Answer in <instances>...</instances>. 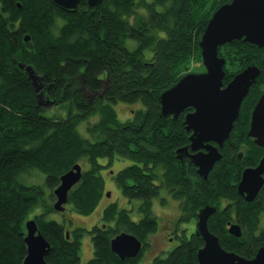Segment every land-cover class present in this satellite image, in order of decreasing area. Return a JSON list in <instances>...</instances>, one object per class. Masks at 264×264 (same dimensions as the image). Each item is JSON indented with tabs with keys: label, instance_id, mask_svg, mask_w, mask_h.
<instances>
[{
	"label": "trees",
	"instance_id": "obj_1",
	"mask_svg": "<svg viewBox=\"0 0 264 264\" xmlns=\"http://www.w3.org/2000/svg\"><path fill=\"white\" fill-rule=\"evenodd\" d=\"M230 1L103 0L90 7L81 0L71 12L52 0H0V264H22L27 255L25 223L39 206L44 211L33 218L51 244L48 263L79 264L82 240L89 233L94 251L85 264H140L159 225L152 201L162 189L180 202L179 223L196 218L207 205L216 207L208 227L224 249L252 258L264 246V185L253 202L236 205L239 238L228 231L234 208L227 203L237 199L234 184L241 171L264 154L247 135L251 109L264 89V46L240 39L219 47L226 59L225 84L249 65L261 72L220 148L222 159L207 179L176 157V150L190 143L184 119L193 108L175 120L160 115V93L202 59L199 42L207 24ZM129 40L136 46L129 47ZM146 50L153 52L150 58ZM28 65L39 76L37 85ZM47 100L69 106L66 117L47 116ZM119 101H141L144 108L121 121L114 108ZM96 114L98 121L88 127L92 141L81 135L78 125ZM115 157L132 162L114 179L127 199L140 201V219L133 218L134 208H121L117 202L106 205L102 223L91 229L69 230L68 220L48 217L55 212L52 201L61 176L83 158L89 167L69 192L68 204L72 212L91 214L105 193L102 171ZM101 158L108 163H100ZM32 168L45 174L48 195L42 185L22 182L21 175ZM123 231L143 242L136 258L121 259L111 250L112 238ZM203 241L195 233L183 237L168 255H157L149 264H198Z\"/></svg>",
	"mask_w": 264,
	"mask_h": 264
},
{
	"label": "water",
	"instance_id": "obj_2",
	"mask_svg": "<svg viewBox=\"0 0 264 264\" xmlns=\"http://www.w3.org/2000/svg\"><path fill=\"white\" fill-rule=\"evenodd\" d=\"M103 0H87L90 7H97ZM59 8L77 11L81 0H52ZM264 46V0H231L219 7L211 19L199 42L204 71L184 74L175 84L159 95L160 115L172 116L175 120L187 108H193L185 115L184 124L190 135V145L177 149V157L198 167V173L207 179L210 171L222 157L219 150L230 137L240 109L250 89L256 84L260 68L249 65L234 78L224 83L226 59L219 55V47L233 40ZM25 40H30L26 35ZM34 85L38 75L28 65ZM40 90L41 87H36ZM39 103H42L39 101ZM47 100L44 104L51 105ZM248 136L255 143L264 146V93L259 97L253 112ZM193 152H191V151ZM83 168L75 164L60 178L54 189L55 210L64 212L69 201V192L79 183ZM264 185V156L255 167L246 168L238 184L240 193L252 201ZM110 196V193H108ZM216 212V207L207 205L200 209L197 221V234L203 237L204 245L198 251V264H264V246L260 247L252 259L224 249L219 237L208 228V220ZM25 243L27 255L22 264H50L46 256L51 249L50 242L39 230L34 218L25 223ZM229 232L241 236V227L231 224ZM69 234L67 233V236ZM143 248V242L136 235L121 232L111 240V250L121 259L136 258Z\"/></svg>",
	"mask_w": 264,
	"mask_h": 264
},
{
	"label": "rangeland",
	"instance_id": "obj_3",
	"mask_svg": "<svg viewBox=\"0 0 264 264\" xmlns=\"http://www.w3.org/2000/svg\"><path fill=\"white\" fill-rule=\"evenodd\" d=\"M135 46H136V42L134 40H129V47L133 48ZM152 54L153 52L151 50L145 51V55L147 58H150ZM194 66L195 67L192 69L191 72H200V71H204L205 69V66L202 63V59H198L195 62ZM68 107L69 106L46 105L45 114L47 116H52L58 119L63 118V117H66L68 113ZM114 108L118 114L119 119L121 121H126L133 116L134 111L140 108H144V105L142 104L141 101L136 102V103H125V102L119 101L114 104ZM98 119H99V114H96V115L90 116L87 120L82 121L78 125V130L81 133V135L89 140L94 141L95 138L89 131L88 127L90 124L97 122ZM99 161L102 164H107L109 160L107 158H101ZM80 163L82 165L83 170L89 167V163L86 158H83ZM131 163L132 162L128 159L115 157L113 163L109 167H106L105 169H103L102 175L105 180V193H104L102 200L99 202L98 206L91 214L80 215L78 213L72 212L71 205L68 203L65 204L66 210L68 212L66 217L68 220L67 227L69 230H71L72 228L79 227V226L85 227L87 229H91L93 225L101 224L104 208L110 202H117L121 208H127V209L134 208L135 211L132 213L133 218L135 220L140 219V215L136 211V209L138 208L140 204V201L139 200L130 201L129 199H127L122 194L121 190L119 189L117 185L116 180L114 179V176L118 173L119 170L130 165ZM21 177H22V182H24L25 184L42 185L45 189L46 195L49 194L50 189L45 186V174L43 172L39 171L38 169L32 168V169H29L28 172H24L21 175ZM108 193H110V196H108ZM168 195L170 194L167 192V190L162 189L160 191V194L153 198V201H152L153 210L156 216L158 217V223H159L158 231L149 236V239L147 240L149 246L145 250L140 264H149L156 255L166 256L167 252H160L161 249H169L175 246L176 244H179V240H178L174 245H170V242L167 240L166 237H164V234H166L165 230L160 231L161 227L166 225V222H168V224L170 223L171 228L173 229H174V225H176L175 217L178 214V211H177V214L175 215L176 207L173 206V207L167 208L166 206L169 205L170 202H175L176 204L177 202L171 199L169 202L164 203L163 199L168 200ZM53 203H55V200L52 201V204ZM164 208L166 211L164 210ZM177 210H178V205H177ZM43 211L44 209L42 206L35 208L29 214V219L33 218L35 214H40ZM48 217L52 219H56L58 221H64L61 216V212L57 210H55V212L50 213ZM70 220H72V223L70 222ZM261 225L264 226V222H261ZM179 228L181 230H186L187 225L181 224ZM191 233L192 231L188 233V236H190ZM82 241H83V244H82V250H81V260L79 264H85L90 258H92L93 251H94L92 238L89 233L85 234Z\"/></svg>",
	"mask_w": 264,
	"mask_h": 264
},
{
	"label": "flooded vegetation",
	"instance_id": "obj_4",
	"mask_svg": "<svg viewBox=\"0 0 264 264\" xmlns=\"http://www.w3.org/2000/svg\"><path fill=\"white\" fill-rule=\"evenodd\" d=\"M264 93V89H263V91L261 92V94L259 95V97L262 95ZM249 94V93H248ZM259 97L257 98V100L255 101V103H254V105H253V108L251 109V114H250V123H251V118H252V112H253V109H254V107H255V105H256V103H257V101H258V99H259ZM245 99H246V97H245ZM244 99V100H245ZM244 102V101H243ZM242 105H243V103H242ZM190 135H191V133H190ZM248 137H250V136H248ZM252 139H253V142L255 143V138H253V137H251ZM189 139H190V136H189ZM190 142H191V140H190ZM257 146H259L260 148H262L263 149V151H264V146H260V145H258L257 143H255ZM189 145H190V143H189ZM189 145H187V146H189ZM223 146H224V144H223ZM222 146V147H223ZM182 147H184V146H182ZM221 148V147H220ZM220 148H219V150H220ZM177 151V150H176ZM191 151V150H190ZM191 152H193V151H191ZM221 152V151H220ZM222 154V153H221ZM243 152H241V151H239L238 152V158L239 159H242L243 158ZM263 156H264V154H263ZM262 156V157H263ZM176 157H177V152H176ZM261 157V158H262ZM178 158V157H177ZM261 158H260V160H261ZM179 159V158H178ZM221 159H222V157H221ZM220 159V160H221ZM180 160V159H179ZM219 160V161H220ZM260 160L257 162V164L255 165V166H257L258 164H259V162H260ZM181 161V160H180ZM219 161H217L216 162V164L219 162ZM181 162H183V161H181ZM184 163H187V164H191V165H194V164H192V163H188L187 161L186 162H184ZM215 164V165H216ZM214 165V166H215ZM195 166V165H194ZM255 166H249V167H255ZM196 167V169L198 170V167L197 166H195ZM249 167H246V168H249ZM214 168V167H213ZM246 168H244L242 171H241V173H240V177H239V179H238V181L237 182H235V184H234V186L236 187V191H235V195H236V197H237V199H235V200H228L227 201V203L229 204V205H231L233 208H234V211L232 212V214L230 215V218H231V220L230 221H228V231H229V227H230V225L231 224H238L239 226H240V216H239V209H236V205L237 204H243L244 202H247V203H250V202H253L256 198H257V196L259 195V193H258V195L255 197V199L254 200H252V201H248L247 199H246V193H240V191L238 190V184H239V182H240V180H241V178H242V174H243V171L246 169ZM213 170V169H212ZM211 170V171H212ZM210 171V172H211ZM197 173H198V171H197ZM199 174V173H198ZM201 176V175H200ZM261 191V190H260ZM170 195H168V200H164L163 199V202L164 203H166V202H169L171 199H173V200H175L176 202H177V204L175 203V202H170L169 203V205H167L166 207L167 208H170V207H176V211H175V215L177 214V211H178V214H177V216L175 217V223H176V225H174V229L173 228H171V224L169 223L168 224V222H166V225L165 226H163V227H161V230L160 231H162V230H165V232H166V234H164V237H166L167 238V240L170 242V245H174L178 240H179V244H176L175 246H173L172 248H169V249H161L160 250V252H167V255L171 252V251H173L176 247H178V245H180L181 244V240L183 239V237H187V238H189L193 233H195V234H197V232H196V229H197V221H198V213H199V211H198V213H197V216H196V218H190L189 219V221L188 222H183V223H179L178 221L180 220V216H181V213H182V210H181V207H180V202L179 201H177L174 197H173V195L169 192V191H167ZM172 203H174V204H172ZM177 205H178V210H177ZM164 210H165V208H164ZM166 211V210H165ZM68 214V212H67V210H65L64 212H62L61 213V216H62V218H63V220H67V217H66V215ZM173 217H174V215H173ZM210 219V218H209ZM261 222H264V213H263V215L261 216ZM208 223H209V220H208ZM181 224H186L187 225V229L186 230H181L180 228H179V226L181 225ZM241 227V226H240ZM209 228V227H208ZM179 229V230H178ZM190 230V231H189ZM158 231V228H157V230L154 232V233H156ZM191 232L192 231V233L190 234V236H188V233L189 232ZM241 231H242V227H241ZM154 233H152V234H154ZM151 234V235H152ZM231 234V233H230ZM169 235V236H168ZM197 235H199V236H201L200 234H197ZM233 235V234H232ZM217 236V235H216ZM233 236H235V235H233ZM241 236H242V232H241ZM241 236H239V237H241ZM235 237H237V236H235ZM238 237V238H239ZM201 238L203 239V237L201 236ZM203 245H204V241H203ZM202 247V246H201ZM262 247V246H261ZM260 248V247H259ZM258 248V249H259ZM199 251V250H198ZM258 251V250H257ZM198 254V253H197ZM256 255V254H255ZM157 256V255H156ZM241 256V255H240ZM242 257H244V256H242ZM255 257V256H254ZM254 257H252V258H254ZM246 258V257H245ZM252 258H247V259H252ZM153 260V259H152ZM197 260H198V255H197Z\"/></svg>",
	"mask_w": 264,
	"mask_h": 264
}]
</instances>
